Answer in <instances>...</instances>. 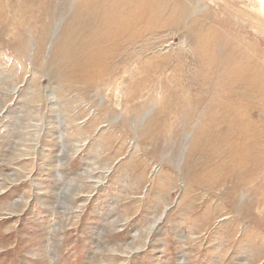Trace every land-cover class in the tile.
Listing matches in <instances>:
<instances>
[{"label":"rangeland","instance_id":"rangeland-1","mask_svg":"<svg viewBox=\"0 0 264 264\" xmlns=\"http://www.w3.org/2000/svg\"><path fill=\"white\" fill-rule=\"evenodd\" d=\"M0 264H264V0H0Z\"/></svg>","mask_w":264,"mask_h":264},{"label":"bare ground","instance_id":"bare-ground-1","mask_svg":"<svg viewBox=\"0 0 264 264\" xmlns=\"http://www.w3.org/2000/svg\"><path fill=\"white\" fill-rule=\"evenodd\" d=\"M92 61H94V59H92ZM92 61H91V62H92ZM67 194H68V193H67Z\"/></svg>","mask_w":264,"mask_h":264}]
</instances>
